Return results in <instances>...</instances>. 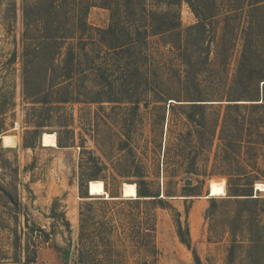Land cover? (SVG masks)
Instances as JSON below:
<instances>
[{
    "label": "rangeland",
    "instance_id": "rangeland-1",
    "mask_svg": "<svg viewBox=\"0 0 264 264\" xmlns=\"http://www.w3.org/2000/svg\"><path fill=\"white\" fill-rule=\"evenodd\" d=\"M35 1L0 0V264H78L80 245L88 241H80L79 210L87 202L94 208L87 228L96 231L106 220L111 229L105 236L119 264H264V191H255L264 184V101L253 100L258 89L264 94V80L256 81L257 74L264 75V22L251 23L250 0H216L218 14L201 37L197 29L186 30L199 21L186 0H177V6L175 0H144L146 9L179 12V31L148 34L145 69L151 87L168 97L208 100L209 122L199 133L181 108L169 109V103H179L174 99L155 103L147 96L148 106L141 103L139 109L121 98L106 101L113 91L121 97L127 69L113 58H97L92 43L81 49L74 40L60 46L51 41L41 48L46 34L38 17L46 5L34 6ZM89 1L87 24L107 27L110 11L101 0ZM58 5L53 20L60 27L70 6ZM181 38L184 56L173 46ZM69 44L76 73L88 74L75 77L67 89L80 98L44 106L31 94L44 86L45 75L68 69ZM191 69L202 72L196 81L187 72ZM236 72L253 78L245 75L243 83L232 85ZM89 89L100 91L103 101L85 98L94 95ZM218 113L208 144L210 121ZM43 132L55 134L57 147L41 143ZM4 134L14 138L13 146L3 145ZM137 166L166 206L155 209L153 251L139 246L133 235L144 221L141 211L127 205L103 208L99 201L110 199L105 195L84 197L92 191L90 180L99 179V194L105 185L108 196L133 198L123 196L122 185L135 180L130 173ZM115 171L124 176L115 177ZM213 181L224 182L225 195H208ZM177 218L183 229L192 225L196 255L179 241Z\"/></svg>",
    "mask_w": 264,
    "mask_h": 264
},
{
    "label": "trees",
    "instance_id": "trees-1",
    "mask_svg": "<svg viewBox=\"0 0 264 264\" xmlns=\"http://www.w3.org/2000/svg\"><path fill=\"white\" fill-rule=\"evenodd\" d=\"M195 14L196 18L199 20L195 25L188 27L186 30L197 29L200 37L206 31V27L209 23V20L213 19L217 14V5L216 0H186ZM263 0H250V8L252 11L251 14V23L253 26L259 25V23L264 22V13L261 12L263 9V5L260 3ZM102 7L108 9L110 11V23L105 28L92 27L87 24L85 20V15L87 13V9L92 5L89 0H38L33 3L34 6L46 5L45 9L40 13L38 19L42 29L45 34L41 41V48L52 43H56V45L60 46V44L65 43L67 40L76 41L77 45H84V47L80 46L81 49L85 48L87 43H92L97 46L98 50L96 51V57L101 58L102 60L106 59H114L116 62H122L121 65L127 69L126 82H123V90L121 91V97H116L115 92L111 93L107 97H105L106 101L109 102H119L118 98H121L123 102L129 103L134 109H139L140 104L142 103L145 107L148 106L147 96H150L151 101L155 103H166L168 99H174L177 101V105L168 104L169 109L174 110V107L181 108V113L184 118L187 120L189 124L194 126L198 133L201 131V128L206 127V123L209 122L206 116V109L209 104L205 103L208 100L205 99H188L182 100L174 97H168L164 91H156L150 85V78L148 73L146 72V62L147 56L145 54V48L147 45V37L148 34H172L180 30L181 22L179 12L176 9H169L166 11H156L152 9H146L144 0H101ZM203 7H201V3ZM62 4L70 6V8L65 10L64 16L66 21L63 22L60 27L54 24L53 17L59 11L60 6L58 4ZM178 1L175 0L172 2L173 6H177ZM235 5H233L234 7ZM237 6V3H236ZM236 8H240L238 5ZM235 10V8H232ZM138 20V21H137ZM56 29V31H55ZM52 30V32L50 31ZM179 36V33H178ZM179 38V37H178ZM60 40V41H58ZM179 42V43H178ZM178 42L173 43L174 47H177L181 50V56H184V52L182 49V43L184 40L182 38L178 39ZM253 43V42H252ZM67 55L69 57V67L61 72H56L53 77L49 75H45L44 86H39V88L32 93L31 95L38 99L37 102H41L44 106L52 105L54 102H67L70 100H75L74 93H67L68 87L71 85V80L75 77L80 76L81 78H87L88 74L78 71L76 73L77 63H75L76 53L74 51V47L71 44L68 45ZM188 55H185L187 58ZM208 57L204 62H200L205 64L207 62ZM188 64L192 66L191 59L189 57ZM244 65L246 63L243 62ZM54 70V69H53ZM189 75L192 76V80L196 81L197 76H199L202 72L200 70L191 72L187 71ZM102 80L105 82H109V79L105 76V74L100 72ZM246 74L235 73L233 84L235 83H243L241 78H244ZM137 77V84L132 82L133 77ZM249 78H253L252 75L247 74ZM256 81L259 83L260 80H264V75L260 73L257 74ZM249 79V80H251ZM100 81L103 85L104 81ZM187 73L183 75V81H188ZM111 83V82H110ZM108 83L110 86L111 84ZM263 84V92H264V83ZM44 87V88H43ZM61 90H66L68 95L66 96H54ZM90 94L94 93L91 98L93 102H101L103 101L101 97L100 91H94V89H89ZM262 95V96H261ZM256 99L261 102L264 101V94L259 93L256 95ZM234 100V99H229ZM240 100V99H237ZM186 101V102H183ZM236 106V105H234ZM227 107H232L229 103ZM220 114H216L212 119V129H210L208 133V144L211 143L212 136L215 133V127L218 124ZM200 128V129H198ZM202 137L200 135L197 136V141ZM130 150L131 147L128 146ZM184 172H192V169L186 168ZM240 174V173H239ZM131 176L135 178L133 181L136 185V197L124 199L121 195L117 193H108L107 186L104 185L105 193L99 194L98 183L99 179L90 180V188L92 191L89 192L90 195H84V197H92V195H105V197H109L110 199H103L99 201V204L105 207H113V206H131L133 209L137 211H141L144 214V221L138 224L136 230L133 228V235L140 238L139 246L145 249L155 250V244L153 243V237L156 231V207L165 208L166 206L163 203V199L160 197V192L158 189H154L150 183V181L146 178L145 173L140 169V167H135L131 173ZM124 176L118 171H115V177ZM167 196H171V194H166ZM232 195H238V193H233ZM246 195H251V193H247ZM155 205H154V204ZM91 202H87L85 206H81L79 210V222H80V232L79 237L80 241L84 238L87 241L86 244L82 246L78 250V264H119L115 260V256L113 255L112 247L114 246L112 241L106 238L105 232L111 227L107 229L106 220H100L98 224V229L93 231L92 229H88L87 227L91 225V220L93 219L92 212L94 208ZM84 208L86 210L84 211ZM178 215V213H176ZM137 226V224H136ZM176 234L179 241L187 248L190 249L194 255L196 252L192 248L191 245V236L188 226L185 229L182 227V223L179 218L176 219ZM94 237H97V241L93 240ZM91 243V244H90ZM89 244V245H88ZM105 246V247H103ZM102 247V249H100ZM35 257L32 259L26 260L27 262H33Z\"/></svg>",
    "mask_w": 264,
    "mask_h": 264
},
{
    "label": "bare ground",
    "instance_id": "bare-ground-1",
    "mask_svg": "<svg viewBox=\"0 0 264 264\" xmlns=\"http://www.w3.org/2000/svg\"><path fill=\"white\" fill-rule=\"evenodd\" d=\"M41 143L44 146H52V147H57L56 143V137L54 133H48V132H43L41 134ZM1 140L4 146H13L14 145V138L11 135L4 134L1 136ZM260 185V184H259ZM123 190L122 194L125 197H136V185L135 183H124L122 185ZM260 187L262 188V185L257 186V188ZM209 196H217V195H225V184L223 181H213L210 184L209 188Z\"/></svg>",
    "mask_w": 264,
    "mask_h": 264
},
{
    "label": "water",
    "instance_id": "water-1",
    "mask_svg": "<svg viewBox=\"0 0 264 264\" xmlns=\"http://www.w3.org/2000/svg\"><path fill=\"white\" fill-rule=\"evenodd\" d=\"M190 183H191L190 180H186V181H185V184H190ZM88 189H89V183H88ZM122 190H123V188H122ZM65 257H66V258L68 257V250H66V252H65Z\"/></svg>",
    "mask_w": 264,
    "mask_h": 264
},
{
    "label": "built area",
    "instance_id": "built-area-1",
    "mask_svg": "<svg viewBox=\"0 0 264 264\" xmlns=\"http://www.w3.org/2000/svg\"><path fill=\"white\" fill-rule=\"evenodd\" d=\"M257 190L260 191V192L264 191V184H262V188H260V187L257 188L256 187L255 188V191H257Z\"/></svg>",
    "mask_w": 264,
    "mask_h": 264
},
{
    "label": "crops",
    "instance_id": "crops-1",
    "mask_svg": "<svg viewBox=\"0 0 264 264\" xmlns=\"http://www.w3.org/2000/svg\"><path fill=\"white\" fill-rule=\"evenodd\" d=\"M191 226H192V225L190 224V232H191V236H194L193 233H192V228H191ZM195 230H196V228H195Z\"/></svg>",
    "mask_w": 264,
    "mask_h": 264
}]
</instances>
